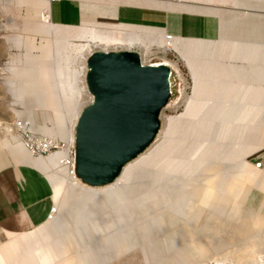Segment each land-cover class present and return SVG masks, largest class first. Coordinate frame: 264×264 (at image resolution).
<instances>
[{
	"label": "rangeland",
	"instance_id": "rangeland-1",
	"mask_svg": "<svg viewBox=\"0 0 264 264\" xmlns=\"http://www.w3.org/2000/svg\"><path fill=\"white\" fill-rule=\"evenodd\" d=\"M43 1L0 0V170L20 166L24 164L22 158L26 160L27 152L17 148L22 144L19 135L23 138L24 135L14 127L16 120L26 121L34 135L67 145L72 140L66 142V133L75 135L78 116L89 98L86 86L76 105L78 98L73 89L82 63L80 47L87 41L77 39L74 28L50 31L48 10L39 9ZM205 2L211 4V0ZM215 2L225 4L228 0ZM235 3L237 8L219 5L220 9L214 8L222 18V34L204 51L197 52L202 42L195 40L188 47L176 45L169 49L151 44L118 48L136 50L143 60L171 68L172 95L161 112L158 135L125 169L129 167L128 173L134 171L143 176L154 171L162 181L159 186L170 180L181 187L195 184V169L207 167V172L201 175L202 183L199 182L203 190L198 195L201 210L197 222L207 230L198 233L188 224L192 250L171 251L163 258L154 257V253L156 261L151 258L146 262L139 251H123L133 233L127 229L128 220H122L120 228L114 229L102 223L104 229L100 230L90 221H85L83 228L77 227V208L96 204L84 198L85 190L98 191L109 186L88 187L68 172L69 179L81 187L80 192L72 194V181L52 185V205L57 204L60 212L57 222L51 224L47 219L39 229L38 226L27 231L30 233L8 236L0 246V264L259 263L257 257L264 251V184L257 172L264 168L253 169L264 156V0H235ZM119 28L85 29L118 32V38H123L124 31ZM67 42L72 46L66 49L63 44ZM255 47L261 50L258 54H254ZM97 50H104V46L97 43L93 52ZM255 57L257 60L252 61ZM65 58L67 66L60 62ZM58 74L64 76L57 78ZM60 126L63 133L57 132ZM228 150L233 153L231 160L224 163L218 158L212 166L216 161L212 156L225 155ZM52 169L51 173L39 171L46 177L59 173V167ZM124 171L110 186L119 182ZM225 174L232 178L229 189ZM168 191L172 198V191ZM211 192L214 203L207 205ZM210 209L217 212L209 218ZM189 214L185 213L190 217ZM119 229L125 235L112 237ZM134 232L138 233L136 227ZM83 242L87 244L85 247ZM172 258L177 262L171 263ZM107 260L111 263H106Z\"/></svg>",
	"mask_w": 264,
	"mask_h": 264
},
{
	"label": "bare ground",
	"instance_id": "bare-ground-1",
	"mask_svg": "<svg viewBox=\"0 0 264 264\" xmlns=\"http://www.w3.org/2000/svg\"><path fill=\"white\" fill-rule=\"evenodd\" d=\"M58 30L60 29L59 28L57 29L54 27L50 28V31H53V32H57ZM89 31L82 28L81 30H77V32L76 31L73 32V34L76 33L75 36L77 37V39H85L87 41L85 45L80 47L81 49V54H80L81 59L80 60L82 61V63L76 74V78H75L76 80L73 85V89L75 91V94H77V98H78V100H76V105H78L82 95L86 91L85 89L87 86V82H86V85L84 82L86 80L87 72H88L87 59L90 56V54L93 52V49L96 48L97 43L100 46H104L105 51H111L110 48L117 50L121 46H127L128 48V47L138 46L140 44H145V45L151 44V45H155L156 47L158 46V47L167 48V49L174 48L176 47V45H179L182 47L183 45L187 46L191 44V40H181V41L177 39L171 40L165 36H162L160 38L158 37L154 38V37H144V35L140 36V34L131 35L128 33L126 34L121 33L123 34L124 37L118 38L117 36L118 32L117 33L108 32V31L105 32V31H98L96 29L89 30ZM138 33L136 32V34ZM146 39H148L149 41L148 42L145 41ZM201 42H202L201 44L198 43L199 47L197 48V52H199L200 50L204 51L205 47H211L213 44V42H210V41H201ZM63 46L67 49V48H70L72 45L71 43L67 42V43H64ZM253 49L255 50V53H259L257 49L255 48ZM256 60L257 59H255V61ZM67 61L68 60L66 58L60 60V62H62L64 65H66ZM63 76L64 74H58L57 78H60ZM55 81H56V84H58V86H61V82L59 81V79H56ZM59 91H60V88L57 90V92L59 93ZM88 95H89V98L86 102V105L90 103L92 100L89 90H88ZM75 112H77L76 109H75ZM75 116H77V114H75ZM230 131L228 133H230ZM57 132L63 133V127L61 126L58 127ZM19 136H21L22 144H19L17 148L18 150L23 149L24 151H26L27 153L31 155L30 157L31 162L29 163L31 166L43 169L46 172H48L50 169L55 168V167L60 168L59 171L57 170L59 172L58 173L59 175L58 174L53 175L54 173H52L51 176L47 177L48 180L51 182V184H53V186L56 184L64 185L66 182L68 183L69 181L73 182V180L69 179L68 177V172L70 175L71 173L67 165V159L70 154V149L75 140L74 133L67 132L66 142L68 141V139L72 140V142H70L67 145L64 143L60 151H58L57 153L53 155L47 156V157L33 156V154L27 149L26 143L22 135H19ZM232 154L233 153L230 152V150H228V152H226L225 155L217 157V153H216L214 156H212V159L213 158L216 159V161L213 162L212 166H214L215 163H217L218 158H219V161L224 160L223 161L224 163H228L232 158ZM140 155H138L137 157H139ZM33 157L38 158V159H34ZM48 157L49 159L46 161L39 160V159L48 158ZM210 161H209V164H210ZM130 162H128L126 165H128ZM125 166L122 172L124 171ZM128 168L125 169L123 176L120 178L119 182L114 186H110V185L116 182L121 174L114 182L106 184V185H102V186L87 185L71 175V177H73L75 180H78L83 185H86L91 188L109 186V187H105L104 189H101L98 191L85 190L84 198L92 199L95 201L96 204L88 206V207L86 206L85 208H81V207L77 208L76 226L83 228L84 222L90 221V222H93L92 224H94L95 225L94 227L97 229H100V230L104 229L103 224L114 229L118 227L120 228V224H121L120 222L122 220L124 219L128 220L129 223L127 225V229H131L133 233H131L132 234L131 240L126 245H124L123 251L125 253H132V252L139 251L142 254L141 256H143V260L146 262H149V259L151 260V258H153L155 254L156 255L154 257L158 256V257L163 258L166 253L171 252V251L172 252L174 251V253L175 252L180 253L181 251H187L189 248H190L189 250H192L191 247H193V242L188 236V230H189L188 224L191 225L193 228H195L198 233H201L207 230L206 228L201 227V222L197 223L199 220V213L201 210L198 204L199 202L198 195L201 192V190H203L202 185L200 184L202 183L201 175L207 172L206 171L207 167L206 168L200 167V168L195 169L194 175H193V181H195V184L192 185L189 183L187 184V186H181V187L176 186V184H178L177 181L171 183L170 180L167 183H163L165 185L162 184V186H159V181H161V179L159 180L160 176L157 172L151 171L146 176H143L142 173L137 174L134 171L133 172L131 171V173H128ZM225 176L228 177L229 185L227 183L226 184L228 185V189H229L230 184H231L230 179L232 178L227 176V174H225ZM178 181L180 182V180ZM71 187H72L71 191L73 192L72 194H75L77 190L81 188L77 182H73L71 184ZM168 189L172 191L171 193L172 198L169 197ZM213 192H211L208 198L209 199V201H207L208 203L206 202L207 205H209L210 202H213V199H215L213 198V195H214ZM229 202L230 201H227V203ZM158 203H161L162 206H158ZM195 205H198V207H196L195 210L192 212L191 209H193ZM188 209H190V212L188 211ZM215 212H217L216 209H210V212L208 213L209 218L212 217ZM185 213H187V215L191 213L189 214L190 217L185 215ZM59 214L60 212L58 213L56 218L59 216ZM56 218L52 219L50 223L51 224L56 223L57 222ZM136 223L138 225H136ZM135 227L137 228V231H138V233L136 234L134 232ZM120 234L125 235L123 230L119 229L114 235H111V236L116 237L117 235H120ZM175 234L178 237L177 236L174 237ZM83 245L85 247L87 244L83 242ZM257 258L259 260L258 264H264V251L262 255H260ZM153 260L156 261L155 258H153ZM176 260L177 259L172 258L171 263L177 262ZM105 262L111 263V260H107Z\"/></svg>",
	"mask_w": 264,
	"mask_h": 264
},
{
	"label": "water",
	"instance_id": "water-1",
	"mask_svg": "<svg viewBox=\"0 0 264 264\" xmlns=\"http://www.w3.org/2000/svg\"><path fill=\"white\" fill-rule=\"evenodd\" d=\"M87 66L94 99L75 126L76 174L83 183L100 186L114 182L156 139L172 95L171 68L143 64L134 50L94 51Z\"/></svg>",
	"mask_w": 264,
	"mask_h": 264
},
{
	"label": "crops",
	"instance_id": "crops-1",
	"mask_svg": "<svg viewBox=\"0 0 264 264\" xmlns=\"http://www.w3.org/2000/svg\"><path fill=\"white\" fill-rule=\"evenodd\" d=\"M214 1L208 4L205 0H44L39 9L48 10L52 21L48 26L54 28L121 27L120 31L125 34L215 43L222 34V18L216 11L220 9L217 6L237 8V5L235 0L225 4ZM25 158L20 166L0 170V246L12 234H27L44 225L54 202L53 184L49 176L39 171L51 173L53 169L46 172L31 166L27 153ZM262 158L264 168V156ZM257 173L264 184V170Z\"/></svg>",
	"mask_w": 264,
	"mask_h": 264
},
{
	"label": "built area",
	"instance_id": "built-area-1",
	"mask_svg": "<svg viewBox=\"0 0 264 264\" xmlns=\"http://www.w3.org/2000/svg\"><path fill=\"white\" fill-rule=\"evenodd\" d=\"M47 1L51 2V1H55V0H47ZM49 18H50V16H49ZM50 20H51V18H50ZM138 53L140 54V57H141V53L140 52H138ZM141 61L143 64H154L153 62L143 60L142 57H141ZM171 93H172V89H171ZM90 96L92 98L90 103H92L94 96L91 93H90ZM90 103H88V104H90ZM14 127L17 130H19L20 132H22V134L24 135L23 139L26 143L27 149L35 157H46V156L53 155V154L57 153L58 151H60L62 146H63L60 144V141H58V140L51 139L47 136L32 134L28 128L26 121H24L23 119L16 120L14 122ZM67 165H68V168L70 170L71 175L74 176L75 178L79 179L77 174H76V143H75V140H74L73 145L70 149V154H69V157L67 159ZM262 165H263L262 160H260L256 163L257 168H262ZM58 213H59V206L57 204L52 205L47 219L48 220L55 219L56 216L58 215Z\"/></svg>",
	"mask_w": 264,
	"mask_h": 264
}]
</instances>
